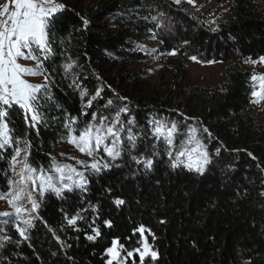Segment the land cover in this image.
<instances>
[{"label": "trees", "instance_id": "1", "mask_svg": "<svg viewBox=\"0 0 264 264\" xmlns=\"http://www.w3.org/2000/svg\"><path fill=\"white\" fill-rule=\"evenodd\" d=\"M85 1L60 0L65 8L57 13L44 63L52 77L50 99L40 102L44 122L37 132L17 118L16 134L30 141L32 165L43 166L68 133L67 119L77 117L72 127L79 130L127 106L121 156L99 152L109 168L87 171L84 188L66 190L63 198L47 194L28 240L7 224L0 237L11 240L0 241V264H108L114 238L124 253L139 247L141 225L157 253L152 264H264V118L254 115L249 72L239 64L264 57V0H228L229 18L215 29L172 0H100L94 8ZM149 32L161 49L176 50L156 81L136 68L148 56L134 41ZM189 57L226 63L221 92L189 85ZM70 61L76 64L66 74ZM98 88L100 96L86 107ZM108 100L113 104L105 107ZM155 122L176 124L172 145L155 133ZM128 128L137 135L135 147L126 139ZM191 129L211 158L202 174L185 163L173 167L178 151L196 146L188 143ZM14 147L0 150V192L8 190ZM77 212L83 219L69 225L65 214ZM94 228L101 234L89 240Z\"/></svg>", "mask_w": 264, "mask_h": 264}, {"label": "snow or ice", "instance_id": "2", "mask_svg": "<svg viewBox=\"0 0 264 264\" xmlns=\"http://www.w3.org/2000/svg\"><path fill=\"white\" fill-rule=\"evenodd\" d=\"M179 3V0H176ZM193 0H189L192 3ZM65 8V5L59 3L58 0H9V2L0 5V150L15 145L13 154L9 160V169L12 176L8 178V190L0 192V200H4L11 208V211L0 213V217H7L2 221L5 225L11 223L19 236L23 240H28V231L34 226L33 221L39 219L37 215L41 206L40 201L47 194H54L58 198H63L65 191L71 192L74 188H84L88 183L83 172L78 171L73 165L58 163L52 158L49 168L33 167L30 162L31 153L28 151L30 141L24 137L18 136L16 119L21 118L23 124L28 129L39 131V126L44 122V114L39 111L41 100L50 99L47 95L52 84L51 74L44 67L45 61L51 54L50 36L53 26L58 23L57 13ZM85 26L88 20L81 17ZM153 20L156 17H152ZM154 38V37H153ZM163 42V41H161ZM139 47V46H138ZM155 51V50H153ZM170 55H175L176 50L173 49ZM20 59H30L36 62L34 67H29L19 63ZM195 60L196 57H191ZM264 62V57L259 58ZM256 61H253L255 63ZM76 61H70L64 65L65 73L69 72ZM26 75H42L43 83H31L25 79ZM259 79L261 82L259 90H254L252 95L260 99H264V75L257 77L252 76V80ZM76 87H80L73 81ZM101 94V89H96L95 94L87 100L86 107H91ZM88 96L86 89L80 91V97L83 100ZM125 100L126 97H118ZM113 104L112 100H108L105 107ZM127 106L116 111L115 117L108 121L106 117H101L99 123L89 122L82 129L73 128L78 122L77 117H70L65 121V128L68 129V141L72 143L81 153L92 157L89 164L86 161H77V163L85 166L87 170L99 172L102 168H109L107 162L101 163V159H96V154L101 150L113 160L121 156V133L125 131L124 122L121 120V113H127ZM87 115V113H83ZM96 113H92V120L96 121ZM134 120H128L127 124H134ZM155 133L164 136L169 145L173 144V135L177 130L175 123L171 127L155 122ZM192 135L189 137L188 143L195 141V147L188 149L187 147L177 152V163H185L186 167L193 169L198 173H203L206 166L210 163V155L206 147L195 139V129L190 130ZM208 132V129H204ZM78 132V134H77ZM127 141L135 147L137 135L131 132V128L127 129ZM209 135H211L209 133ZM23 143L24 147H21ZM219 154L220 149H216ZM195 154V155H194ZM171 156V151L169 152ZM251 155V153H249ZM180 156H186V161H180ZM0 159H3L0 156ZM133 159H136L133 157ZM145 167L151 168L152 161H145ZM78 177V179H74ZM117 205L124 203L123 200L117 199ZM63 211V210H62ZM83 211V210H81ZM65 219L69 225H75L78 219H83L80 212ZM106 226L111 227V221L104 222ZM135 231L139 232L142 237V248L135 249L139 254L141 264L144 258L150 256L151 259L157 258V253L151 250L147 237L143 236L145 228L141 225ZM94 235H89V240H95L100 236L99 228L93 229ZM10 241L11 237H0V241ZM123 245L120 244L118 238L111 241V247L106 249L107 254L111 257L108 264H121V251ZM132 252H127V256L131 257Z\"/></svg>", "mask_w": 264, "mask_h": 264}, {"label": "rangeland", "instance_id": "3", "mask_svg": "<svg viewBox=\"0 0 264 264\" xmlns=\"http://www.w3.org/2000/svg\"><path fill=\"white\" fill-rule=\"evenodd\" d=\"M176 5L181 9L189 11L197 20L204 21L211 28H217L218 24L221 21H225L229 18L230 13V4L228 0H193L192 3H189V0H179V3L176 0H172ZM9 2V0H0V5ZM60 3V0H58ZM100 0H86L88 8H94ZM154 37V38H153ZM135 46L142 53L148 56L147 61L138 63L136 68H143L147 70L148 79L151 81H156L159 79L160 75L164 74L165 70L169 67V61L174 55H170V52H166L161 49V43L157 41L156 37L152 32L146 33L142 36H139L135 39ZM139 46V47H138ZM155 50V51H153ZM253 61H256L253 63ZM19 63L24 64L29 67H34L36 62L30 59H20ZM244 70L249 72L248 83L251 86L252 93L254 90H259L260 81L252 80V76L264 75V62H261L260 59L255 60H242L239 63ZM185 65L187 68L188 81L189 85L193 86L196 89L201 88H212L216 92H221L222 84L224 82V69L226 63L223 62H204L200 60H193L191 57L185 60ZM25 79L29 80L31 83H43L44 79L42 75H26ZM251 93V100L254 103V115L257 118L258 122H262L264 118V99H260L259 102L257 97H254ZM185 109H182L184 111ZM114 117H108V121H111ZM78 134V133H77ZM69 132L61 139L57 146L50 152V159L43 165L45 169L49 168L52 163V158L58 163L73 165L78 171L83 172L84 175L87 171L84 165L77 163V161H86L89 164L92 162V157L87 156L84 153H81L72 143L68 141ZM22 147V145H21ZM14 151V149H13ZM104 153L102 150L100 151ZM96 159H100L99 153L96 154ZM102 162V161H101ZM34 167V166H33ZM38 167V166H37ZM12 173L10 172V177ZM78 179V177H74ZM11 211L10 206L4 201L0 200V213ZM8 219L7 217H0V232L2 233L5 230L6 225L2 223L3 220ZM143 236L147 237L144 233ZM148 239V237H147ZM142 237L140 234V244L138 248H142ZM148 243L151 246V243ZM151 250L154 249L151 246ZM131 257L127 256V253L121 251V264H141L139 254L135 251L132 252ZM135 255V256H134ZM108 261L111 257L107 254ZM153 259L150 256L144 258L143 264H152ZM113 264H117L116 261Z\"/></svg>", "mask_w": 264, "mask_h": 264}]
</instances>
